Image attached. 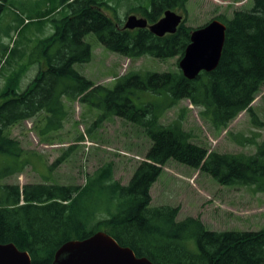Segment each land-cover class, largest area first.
<instances>
[{"label": "trees", "instance_id": "trees-1", "mask_svg": "<svg viewBox=\"0 0 264 264\" xmlns=\"http://www.w3.org/2000/svg\"><path fill=\"white\" fill-rule=\"evenodd\" d=\"M188 1L151 0L150 9L139 7L140 17L153 24L167 10L186 13ZM8 2L0 0V17ZM105 8H110L105 0H60L58 8L42 15L45 20L52 16L54 30L38 43L46 68L21 92L19 74H15L0 95V155L7 165L0 170V179L22 174L31 165L32 154L7 134L8 129L36 120L38 138L47 140L68 117L64 99L95 101L103 111L97 123L117 117L141 129L151 144L145 160L126 185L113 179L110 164L87 176L83 186L49 178L22 187L0 185V244L13 243L26 251L31 264H51L63 243L103 231L153 264H264V229L212 231L199 218L177 220L178 208L150 206V187L170 160L207 173L223 186L264 191V140L251 143L255 146L252 154L217 153L192 142V134L180 119L167 125L160 122L165 111L187 100L200 108V117L216 132L225 130L242 112L252 117L254 125L262 126L251 105L264 87V0H253L250 9L235 10L229 19L214 18L226 28L221 56L212 72H201L194 80L186 79L179 69L130 72L119 77L113 88L96 85L74 69L75 64L91 60V46L84 40L87 35L131 61L150 56L178 58V63L194 29L183 18L174 34L163 37L148 29L126 30L122 21L105 14ZM57 9L63 13L60 18L53 16ZM130 15H135V9H129L126 18ZM144 95L151 100H143ZM62 160L64 156L46 169L52 171ZM89 179L100 194L99 205L93 208L82 205L92 185Z\"/></svg>", "mask_w": 264, "mask_h": 264}, {"label": "rangeland", "instance_id": "rangeland-1", "mask_svg": "<svg viewBox=\"0 0 264 264\" xmlns=\"http://www.w3.org/2000/svg\"><path fill=\"white\" fill-rule=\"evenodd\" d=\"M60 0H9L0 17V95L15 74L18 77V92L23 91L35 78L37 72L46 68V57L38 43L53 34L52 16L41 19L46 10L59 7ZM110 8L105 14L112 20L123 22L129 9H135L140 17L139 7L151 8V0H105ZM253 0H189L186 13L174 12L186 18L185 25L200 28L212 19L221 16L231 18L235 10H248ZM57 9L54 18H60ZM91 46V60L75 64L74 69L96 85L113 88L119 77L130 72H175L178 58L155 59L143 56L131 61L106 50L90 34L84 38ZM142 99L151 100L147 95ZM154 99V98H153ZM3 98H0L2 101ZM67 119L62 128L50 133L48 139L38 138L36 133L40 123L25 121L8 129L7 134L20 143V147L32 154L31 165L22 174L0 179V185L44 183L50 181L61 184L83 186L87 176L101 167L112 166L113 179L126 185L134 170L142 162L149 149L150 141L138 127L114 117L97 123L102 109L94 102L74 103L64 99ZM251 107L262 126L253 124L252 117L242 112L228 127L214 131L200 115V108L182 100L177 106L165 111L160 122L167 125L180 119L183 128L193 136L192 142L217 153L252 154L255 146L251 143L264 140V87H262ZM41 126L39 130L43 129ZM88 129L90 131L88 132ZM72 149L67 152L68 148ZM64 156L52 171L48 165ZM5 157L0 155V170L7 166ZM161 174L150 187L151 207L170 206L179 209L177 220L187 217L199 218L212 231H259L264 229V191L253 186H223L209 174L181 165L173 160L161 167ZM46 178V179H45ZM84 198L83 206L99 205L97 184L93 179Z\"/></svg>", "mask_w": 264, "mask_h": 264}, {"label": "water", "instance_id": "water-1", "mask_svg": "<svg viewBox=\"0 0 264 264\" xmlns=\"http://www.w3.org/2000/svg\"><path fill=\"white\" fill-rule=\"evenodd\" d=\"M183 17L167 10L155 23L148 24L143 17L128 16L123 29H148L153 35L163 37L174 34ZM225 25L211 20L203 27L191 31L190 43L178 68L188 80H194L201 72H212L218 65L224 39ZM0 264H31L29 254L13 243L0 244ZM51 264H153L145 257H137L129 247L120 246L109 234L98 231L83 240L63 243L55 252Z\"/></svg>", "mask_w": 264, "mask_h": 264}]
</instances>
